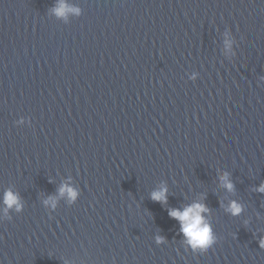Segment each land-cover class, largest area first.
<instances>
[{
	"label": "water",
	"instance_id": "1",
	"mask_svg": "<svg viewBox=\"0 0 264 264\" xmlns=\"http://www.w3.org/2000/svg\"><path fill=\"white\" fill-rule=\"evenodd\" d=\"M262 186L264 0H0V264H264Z\"/></svg>",
	"mask_w": 264,
	"mask_h": 264
},
{
	"label": "clouds",
	"instance_id": "2",
	"mask_svg": "<svg viewBox=\"0 0 264 264\" xmlns=\"http://www.w3.org/2000/svg\"><path fill=\"white\" fill-rule=\"evenodd\" d=\"M63 13L64 7L61 6V8L58 10V14L63 15ZM222 182L229 191L233 190L234 186L232 183L229 182L227 175L222 177ZM259 190L261 192H264V186H262ZM60 192L61 195H64L66 193L73 200L77 196V193L67 185L62 187ZM152 199L154 201L166 203L167 189H163L159 192H154L152 194ZM18 201V196H16L12 192L9 191L5 193L4 203L6 206H17V210H20ZM49 202L53 205V207H55L54 200H51ZM207 211L208 209L205 205L195 203L185 207L183 211L173 209L169 212L172 218L180 221L181 232L184 234L188 243L193 247V249H196L198 246L204 248L214 243L215 238L212 234L210 224L208 223L206 217L202 216V213H206ZM230 211L235 215L241 213L242 208L236 202H233ZM261 247H264V241H261Z\"/></svg>",
	"mask_w": 264,
	"mask_h": 264
}]
</instances>
